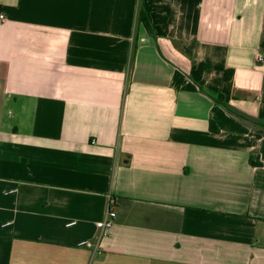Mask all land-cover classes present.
Returning <instances> with one entry per match:
<instances>
[{
  "label": "crops",
  "instance_id": "0c3cea01",
  "mask_svg": "<svg viewBox=\"0 0 264 264\" xmlns=\"http://www.w3.org/2000/svg\"><path fill=\"white\" fill-rule=\"evenodd\" d=\"M0 13V264H264V0Z\"/></svg>",
  "mask_w": 264,
  "mask_h": 264
},
{
  "label": "built area",
  "instance_id": "2783aa9c",
  "mask_svg": "<svg viewBox=\"0 0 264 264\" xmlns=\"http://www.w3.org/2000/svg\"><path fill=\"white\" fill-rule=\"evenodd\" d=\"M5 19H6L5 15L3 13H0V22L5 21ZM259 60H263V56H259ZM115 203H116V199L111 197L110 205H109V208L107 210L105 217L96 223L97 228L99 230V237L100 238L107 236L110 233V231H111V229L115 223V219L117 217V213L114 209ZM82 245L87 246V247H94L95 246V244L89 240L84 241L82 243Z\"/></svg>",
  "mask_w": 264,
  "mask_h": 264
},
{
  "label": "trees",
  "instance_id": "16d2710c",
  "mask_svg": "<svg viewBox=\"0 0 264 264\" xmlns=\"http://www.w3.org/2000/svg\"><path fill=\"white\" fill-rule=\"evenodd\" d=\"M140 19L145 23V25L147 26V28L149 29V31L152 32V29H151V27H150V25H149V23H148V21L146 19V16L144 15L143 12L140 13ZM233 72H234L233 69L226 70V72H225V79L226 80H230L233 77ZM215 100H216V102H218V103L223 104L224 106H226L229 110L233 111V109L231 107H229L227 105V103L225 102V98H224L223 95H220ZM251 161H252V163L254 165H260L261 164V162L260 161H257V160H253L252 159Z\"/></svg>",
  "mask_w": 264,
  "mask_h": 264
}]
</instances>
